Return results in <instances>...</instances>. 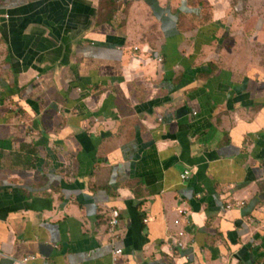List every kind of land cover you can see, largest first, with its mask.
I'll use <instances>...</instances> for the list:
<instances>
[{
    "label": "crops",
    "instance_id": "0c3cea01",
    "mask_svg": "<svg viewBox=\"0 0 264 264\" xmlns=\"http://www.w3.org/2000/svg\"><path fill=\"white\" fill-rule=\"evenodd\" d=\"M29 256L264 264V0H0V264Z\"/></svg>",
    "mask_w": 264,
    "mask_h": 264
},
{
    "label": "built area",
    "instance_id": "2783aa9c",
    "mask_svg": "<svg viewBox=\"0 0 264 264\" xmlns=\"http://www.w3.org/2000/svg\"><path fill=\"white\" fill-rule=\"evenodd\" d=\"M191 172L190 171H186L184 173V175L182 176V180L183 182L188 180V178L190 177ZM120 226V213L117 211H114L111 214V220L109 222V234L112 236L115 234L116 230L119 228ZM114 237V236H112ZM176 248L179 250L178 245H176ZM182 249H184V246L182 247ZM122 255V250L118 249L117 251H115V256L119 257ZM14 264H35V258L34 257H24L22 260L20 261H14Z\"/></svg>",
    "mask_w": 264,
    "mask_h": 264
}]
</instances>
